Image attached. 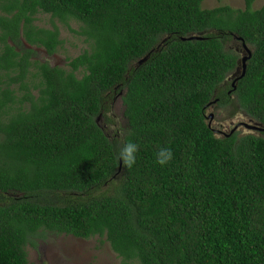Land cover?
Wrapping results in <instances>:
<instances>
[{"label": "trees", "instance_id": "trees-1", "mask_svg": "<svg viewBox=\"0 0 264 264\" xmlns=\"http://www.w3.org/2000/svg\"><path fill=\"white\" fill-rule=\"evenodd\" d=\"M203 1L0 0V264H32L47 232L103 238L121 264H264V136L209 123L236 103L264 128V4ZM40 12L80 23L67 67L33 59L62 43Z\"/></svg>", "mask_w": 264, "mask_h": 264}, {"label": "rangeland", "instance_id": "rangeland-1", "mask_svg": "<svg viewBox=\"0 0 264 264\" xmlns=\"http://www.w3.org/2000/svg\"><path fill=\"white\" fill-rule=\"evenodd\" d=\"M222 4H229L235 8H244V0H204L202 7L213 8ZM264 4V0H255L253 6L259 8ZM35 23L40 26L52 27L56 23L59 27L60 38L62 43L52 54L47 53L44 47H35L36 51L33 59L47 60L52 65L68 66L69 58L80 54L87 46L85 36L78 33L80 23L75 19L69 21V25L61 22L59 19H53L48 13H38ZM72 27V29L70 28ZM232 47H236L239 43L235 40L230 42ZM32 47L29 44H25ZM239 47V45H238ZM124 104L120 96H116L112 101L111 114L118 121V126L125 127L123 117ZM210 112H215L212 121L215 127L222 128L220 123L225 122L229 116L238 114L240 119L244 118L236 103L228 105L225 108L212 106ZM228 116V117H227ZM244 119H247L246 117ZM230 122V121H229ZM226 121V123H229ZM234 124L227 125L226 132L233 131ZM241 131H244L241 128ZM247 131V130H245ZM27 256L32 264H121V257L112 250L108 241L98 236L83 238L72 234H55L51 232L45 233L44 237L36 238V246L28 244L26 247Z\"/></svg>", "mask_w": 264, "mask_h": 264}, {"label": "clouds", "instance_id": "clouds-1", "mask_svg": "<svg viewBox=\"0 0 264 264\" xmlns=\"http://www.w3.org/2000/svg\"><path fill=\"white\" fill-rule=\"evenodd\" d=\"M118 121L114 124L107 125L109 131L113 134H119ZM139 150V146L132 142L127 141L119 148L118 159L122 162L125 168L131 169L136 163V153ZM173 157L172 150L170 148L161 147L156 153V163L161 166L166 165Z\"/></svg>", "mask_w": 264, "mask_h": 264}, {"label": "flooded vegetation", "instance_id": "flooded-vegetation-1", "mask_svg": "<svg viewBox=\"0 0 264 264\" xmlns=\"http://www.w3.org/2000/svg\"><path fill=\"white\" fill-rule=\"evenodd\" d=\"M37 47V46H35ZM212 108V106H211ZM210 108V109H211ZM213 114V116L209 117V123L213 124L212 121L214 120V117H215V112H210V115ZM245 114V113H244ZM228 117V116H227ZM230 117V120L225 119V122L223 123H220V125L223 127L222 128H219V127H215L217 128V130L225 135H229L230 133H237L238 135H242L244 133H255L257 135H263L264 136V128L261 127L262 125H260V123L258 122L259 125H255L252 123V120L246 116V114L244 115V118L246 117L247 119H240V117H238V114H235L233 116H229ZM226 121H230L229 123H226ZM230 124H234V127L235 129L233 131H230V132H226L225 128L227 125H230ZM241 128H245L244 131H241L242 129ZM247 130V131H245Z\"/></svg>", "mask_w": 264, "mask_h": 264}, {"label": "water", "instance_id": "water-1", "mask_svg": "<svg viewBox=\"0 0 264 264\" xmlns=\"http://www.w3.org/2000/svg\"><path fill=\"white\" fill-rule=\"evenodd\" d=\"M243 45H244V48L247 50V52L250 53V54H249V56H250V55H251V50L249 49V47L247 46L246 43H243ZM247 57H248V56H246V55H244V56L242 57V64H243L244 67H245V62H246ZM243 74H244V68H243V73H242V75H243ZM242 75H241V76H242ZM210 116L212 117L213 114H211Z\"/></svg>", "mask_w": 264, "mask_h": 264}]
</instances>
